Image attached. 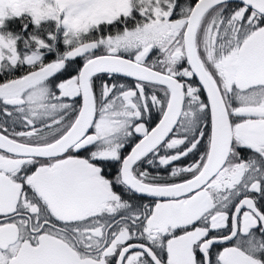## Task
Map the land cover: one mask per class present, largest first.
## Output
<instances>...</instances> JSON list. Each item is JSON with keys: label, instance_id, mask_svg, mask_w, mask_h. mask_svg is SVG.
<instances>
[{"label": "snow or ice", "instance_id": "obj_1", "mask_svg": "<svg viewBox=\"0 0 264 264\" xmlns=\"http://www.w3.org/2000/svg\"><path fill=\"white\" fill-rule=\"evenodd\" d=\"M0 264H264V0H0Z\"/></svg>", "mask_w": 264, "mask_h": 264}, {"label": "flooded vegetation", "instance_id": "obj_2", "mask_svg": "<svg viewBox=\"0 0 264 264\" xmlns=\"http://www.w3.org/2000/svg\"><path fill=\"white\" fill-rule=\"evenodd\" d=\"M155 56H156V52L154 51V52H152V53L150 54V56H149V58H148V59H149V62H150ZM18 74H19V73H17V75H18ZM128 82L131 83L130 80H129ZM16 127H17V130H21L20 125H17ZM128 150H130V148L125 150V154L127 153ZM243 155L247 156L248 153H243ZM183 163L186 164V163H188V161L185 160V161H183ZM161 175H164V173L161 172Z\"/></svg>", "mask_w": 264, "mask_h": 264}, {"label": "rangeland", "instance_id": "obj_3", "mask_svg": "<svg viewBox=\"0 0 264 264\" xmlns=\"http://www.w3.org/2000/svg\"><path fill=\"white\" fill-rule=\"evenodd\" d=\"M181 2H183V0H181Z\"/></svg>", "mask_w": 264, "mask_h": 264}]
</instances>
